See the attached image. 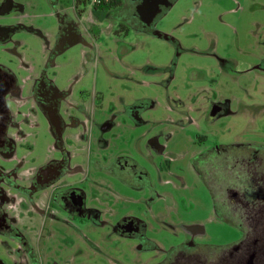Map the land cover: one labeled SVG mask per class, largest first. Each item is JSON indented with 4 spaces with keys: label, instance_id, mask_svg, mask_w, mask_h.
Wrapping results in <instances>:
<instances>
[{
    "label": "rangeland",
    "instance_id": "374dc122",
    "mask_svg": "<svg viewBox=\"0 0 264 264\" xmlns=\"http://www.w3.org/2000/svg\"><path fill=\"white\" fill-rule=\"evenodd\" d=\"M21 1L42 33L18 36L34 74L46 68L57 44L56 13L79 27L82 40L50 60L46 75L69 92L64 110L85 108L83 141L66 142L83 150L72 160L82 164L80 173L69 180L86 190L88 205L94 191L99 211L94 219L38 227L39 263L161 264L188 238L227 248L239 241L241 229L218 218L194 159L214 145L264 147V67H256L264 58V0H173L153 32L121 25L93 0H60L56 9L49 0ZM5 56L0 52L1 60ZM214 105L225 112L212 120ZM130 107L140 122L129 118ZM106 123L112 126L102 132ZM30 133L20 157L37 162L54 155L45 123ZM152 137L162 152L150 150ZM117 157L137 163L145 181H117L110 171ZM212 189L219 203V190ZM123 218L142 236L114 232Z\"/></svg>",
    "mask_w": 264,
    "mask_h": 264
},
{
    "label": "flooded vegetation",
    "instance_id": "af4514ba",
    "mask_svg": "<svg viewBox=\"0 0 264 264\" xmlns=\"http://www.w3.org/2000/svg\"><path fill=\"white\" fill-rule=\"evenodd\" d=\"M49 1L56 9L60 0ZM102 1L110 0H93L94 8H99ZM111 1V7L104 10L118 19L121 25L149 32H153L156 19L173 2ZM27 6L28 2L21 0H0V52L6 55L5 60L0 59V264H40L34 246L38 227H45L48 220L71 225V221L94 219L99 213L94 207V191L88 205L86 190L80 188L78 182L69 180L80 173L82 164H72V160L77 157V152L83 150L81 147L68 148L66 142L83 141L88 130L86 120L81 117L85 108H78L77 114L64 110L69 92L60 91L46 75L50 60L82 40L79 27L63 11L56 13L59 22L57 44L50 50L46 68L34 74L35 69L30 68L26 61V44L18 38L22 32L42 35L30 22ZM154 10L155 13L152 12ZM150 13L153 15L148 21ZM20 47L26 48L20 51ZM261 61L257 68L264 67V58ZM22 70L28 72L25 77L20 76ZM214 106L216 115L212 120L218 112H225L223 106ZM127 115L141 121L134 107L129 108ZM40 122L47 125L55 153L37 162L32 161L33 158L29 161L26 156L20 157L18 152L30 138V131L39 127ZM111 126V123H106L100 128L106 132ZM77 130L80 131L76 133ZM232 145L244 148L235 152L227 151L224 148L227 145H214L196 158L202 157L199 165L206 177H210L209 184L219 190L220 211L226 218L233 216L236 227L242 231L241 239L228 248L231 258L235 264H264V147ZM27 147L32 148L30 145ZM149 148L157 153L164 150L159 139L154 137ZM112 164L110 171L117 181L125 185L145 181L144 171L137 163L117 157ZM113 231L121 236H142L130 218L116 221ZM198 244L201 243L188 238L172 249L194 253ZM227 262L230 264L229 260L224 264Z\"/></svg>",
    "mask_w": 264,
    "mask_h": 264
},
{
    "label": "trees",
    "instance_id": "16d2710c",
    "mask_svg": "<svg viewBox=\"0 0 264 264\" xmlns=\"http://www.w3.org/2000/svg\"><path fill=\"white\" fill-rule=\"evenodd\" d=\"M102 4L99 5V8L104 10L111 7L112 1L109 2L102 1ZM227 151H235L243 149L244 147L236 146V145H227L224 146ZM202 158V157H199ZM196 158L194 161V165L197 171L201 174V177L205 184L208 186L210 191L212 192V198L214 202V208L218 215V217L226 222L235 225L233 216L224 217V214L220 211V204L216 200V196L213 194V189H211L212 185L209 184L208 178L204 174L201 166L199 165L200 159ZM211 186V187H210ZM225 260H229L230 264H235V261L231 258L229 254V249L227 246H216L210 244H198L194 253L191 252H182L181 249H171L168 252V256L166 260L162 264H224ZM228 264V262H227Z\"/></svg>",
    "mask_w": 264,
    "mask_h": 264
},
{
    "label": "water",
    "instance_id": "95a60500",
    "mask_svg": "<svg viewBox=\"0 0 264 264\" xmlns=\"http://www.w3.org/2000/svg\"><path fill=\"white\" fill-rule=\"evenodd\" d=\"M153 13H155L156 12V10H154V11H152ZM153 13H150L149 14V16H148V21H151L150 19H151V15H153ZM149 23V22H148ZM214 115H215V113L211 116V117H214Z\"/></svg>",
    "mask_w": 264,
    "mask_h": 264
}]
</instances>
